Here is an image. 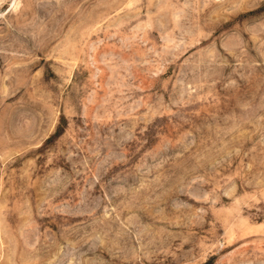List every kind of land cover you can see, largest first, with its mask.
Returning <instances> with one entry per match:
<instances>
[{
  "label": "rangeland",
  "instance_id": "obj_1",
  "mask_svg": "<svg viewBox=\"0 0 264 264\" xmlns=\"http://www.w3.org/2000/svg\"><path fill=\"white\" fill-rule=\"evenodd\" d=\"M0 264H264V0H0Z\"/></svg>",
  "mask_w": 264,
  "mask_h": 264
}]
</instances>
